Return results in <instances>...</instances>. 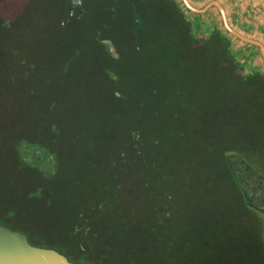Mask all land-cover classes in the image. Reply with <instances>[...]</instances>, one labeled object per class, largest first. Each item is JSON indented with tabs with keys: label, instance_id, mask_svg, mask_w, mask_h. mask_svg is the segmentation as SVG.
<instances>
[{
	"label": "trees",
	"instance_id": "trees-1",
	"mask_svg": "<svg viewBox=\"0 0 264 264\" xmlns=\"http://www.w3.org/2000/svg\"><path fill=\"white\" fill-rule=\"evenodd\" d=\"M181 5L0 0V84L36 124L0 142V225L77 264H240L238 231L264 264L263 131L231 143L240 126L206 115L228 119L226 86L264 90V65L247 69L222 20L197 27Z\"/></svg>",
	"mask_w": 264,
	"mask_h": 264
},
{
	"label": "rangeland",
	"instance_id": "rangeland-1",
	"mask_svg": "<svg viewBox=\"0 0 264 264\" xmlns=\"http://www.w3.org/2000/svg\"><path fill=\"white\" fill-rule=\"evenodd\" d=\"M203 6L204 5H199V7L201 8H203ZM213 16L214 18H216V21L218 22L222 20L219 12L217 13L215 11ZM190 18L195 19V17L193 16H190ZM88 19L87 21H95L97 18L89 14ZM205 20H210V19L206 18ZM160 46L163 47V44L160 43ZM233 47H234V51L239 56L238 60L241 62L243 66L247 67V69L249 67L250 68L256 66L262 67V65H264V59L259 49H256L255 47L252 49L250 46H247L245 43H243L241 40L238 39H233ZM161 51H164V48H161ZM89 56L90 55L87 54L85 60L90 61ZM136 62L138 64H141L143 60L137 59ZM90 63L98 66L99 68L102 67L101 62L99 61L94 60L91 61ZM143 67L146 68V65L144 63H143ZM73 74H76V77H73L71 81L72 82H75L76 80L79 81L80 78L78 73L73 72ZM1 84L3 85V83ZM1 84H0V132H2V134H0V142L7 141L10 136L16 135L19 132H23V134H27V136H33L34 134L33 131L36 127V124L35 122H33V120L28 119V114L26 113L28 111H26L25 108L27 110H30L31 108L29 107V105L26 107V99L22 98L24 96V93L21 96H17L16 98L10 99L6 95V92ZM229 87L230 89H228V86H226V88L222 90L223 96L229 101L231 105L230 107L231 109L228 111L227 114L228 119L225 120L224 123H222L221 125L218 123L220 119H224V118L222 117V114L220 112L221 106L219 104H216L217 107L215 109H212L206 113V115L210 118V122L214 126H219V127L224 126L227 128L229 127L228 126L229 124L234 123L235 124L233 126L234 130L235 128L237 129V127L240 126L241 129L238 131L240 132L243 138L237 137L238 133L236 130V132H233L231 135L232 136L231 143L232 142L238 143L240 141H244L247 128L252 130L254 129V127H260V130H262L263 133L260 131L257 134H264V90H254L253 88H248V89L242 88V90L240 91L238 87L234 85H229ZM261 116L263 118H261ZM256 144H257V148L255 154L257 159L261 161V165L264 168V137L263 138L260 137L257 140ZM221 199L222 198L220 197V195H216L217 202H220ZM224 200H229V198H226ZM258 201L259 200L257 199V202ZM222 204H223L222 208L227 213H230L232 211L231 209L232 207L225 209L226 207L229 206L228 201H224L222 202ZM260 208L264 210V206H261ZM224 210L223 211L214 210L210 214L211 216L221 217L224 219V217H227L233 213L232 211L229 215H226L224 214ZM236 216L237 218L239 217L238 214H236ZM262 225L264 227V219L262 220ZM246 227L253 228L251 224L250 226H248V222L246 223ZM224 235L228 236L227 234ZM229 237L232 238L231 239V242L233 243L232 245L236 244L237 246H241L245 248L242 254L246 256L247 261H244L240 264H245V263L263 264L260 259L252 256L251 253L252 249L251 248L249 249V247L251 246L250 245L251 237H247V236L245 237L238 231L237 232L232 231V234ZM243 255L240 254L241 257Z\"/></svg>",
	"mask_w": 264,
	"mask_h": 264
},
{
	"label": "water",
	"instance_id": "water-1",
	"mask_svg": "<svg viewBox=\"0 0 264 264\" xmlns=\"http://www.w3.org/2000/svg\"><path fill=\"white\" fill-rule=\"evenodd\" d=\"M184 5L193 12H204L206 9L198 10L194 8L189 0H182ZM75 5L82 3V0H72ZM218 6L222 16L225 28L234 36L242 41L254 44L259 47L261 55L264 59V46L257 41L251 40L235 30H233L226 17L224 8L218 2ZM108 45L114 57L118 58L115 47L112 42L104 41ZM0 264H77L68 259L66 255L52 248L35 246L30 243L26 234L20 231L12 230L6 226L0 225Z\"/></svg>",
	"mask_w": 264,
	"mask_h": 264
},
{
	"label": "crops",
	"instance_id": "crops-1",
	"mask_svg": "<svg viewBox=\"0 0 264 264\" xmlns=\"http://www.w3.org/2000/svg\"><path fill=\"white\" fill-rule=\"evenodd\" d=\"M189 2L198 10L206 9L204 12H193L185 5V8L181 5V8L189 17H195L197 27H201L203 24L211 26L216 22V18L213 15L215 11L220 13L218 6L215 5V2H218L224 8L228 24L233 30L251 40L260 42L264 46V0H204V2L199 4L192 0H189ZM199 5L204 6L201 8ZM206 18L210 20H205ZM222 24L225 28L223 20ZM233 37L234 39L241 40L234 35ZM246 44L259 49L254 44Z\"/></svg>",
	"mask_w": 264,
	"mask_h": 264
}]
</instances>
